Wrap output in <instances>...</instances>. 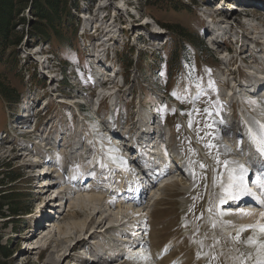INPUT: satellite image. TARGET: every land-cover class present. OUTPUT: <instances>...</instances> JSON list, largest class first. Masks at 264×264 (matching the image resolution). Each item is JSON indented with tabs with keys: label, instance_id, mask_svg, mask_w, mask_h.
<instances>
[{
	"label": "rangeland",
	"instance_id": "rangeland-1",
	"mask_svg": "<svg viewBox=\"0 0 264 264\" xmlns=\"http://www.w3.org/2000/svg\"><path fill=\"white\" fill-rule=\"evenodd\" d=\"M152 3L156 6H146L144 0L82 1L80 14L89 15V21L79 18L72 44L58 48L56 43L24 40L18 48L19 71L4 77L20 93V101L9 105L0 99V171L5 173L0 179L6 184L7 177L20 175L3 189L28 213L4 226L6 220H0V243L11 252L8 264H92L85 258L101 254L105 261L99 264H257L264 258L252 248L264 246V207L250 198L261 196L264 168L252 178L253 184H260L242 202L237 186L243 171L255 169V162L264 165L262 143L245 126L253 117L239 100L264 124V88L251 95L244 77L239 86L247 94L239 100L236 94L232 97L243 70L264 79L261 70L251 67L253 57L264 55L251 41L253 35L264 40V0ZM115 15L119 19L112 24ZM210 16L229 19L232 28L210 23ZM110 24L111 44L105 29ZM161 25L181 27L190 40ZM252 27L256 34L247 35ZM225 30L230 40L223 36ZM99 43L109 48L104 55L95 52L101 49L96 48ZM202 46L203 52L194 50ZM170 53L176 57L173 68L167 67ZM126 59H133L130 68L123 63ZM220 79L227 80L232 91ZM100 91L110 93L94 110ZM140 117L143 132L137 131ZM135 132L146 138L153 134L138 144L143 159L124 166L121 158L134 157L129 144ZM227 132L234 147L227 142ZM261 132L264 135V129ZM247 155L253 159L246 160ZM123 166L144 187L142 206L130 200L136 199L131 193L134 183H128ZM180 169L189 170L191 178L175 180L173 173ZM151 174L153 179L148 178ZM46 178L55 184L50 189ZM54 195L56 203L49 200ZM83 196L98 200L87 205L79 200ZM243 211L262 214V220L242 225ZM72 212L77 218L68 216ZM108 227L114 229L105 233ZM142 231L140 246L125 243L131 242L126 233L138 237ZM83 238L87 244H78Z\"/></svg>",
	"mask_w": 264,
	"mask_h": 264
},
{
	"label": "trees",
	"instance_id": "trees-1",
	"mask_svg": "<svg viewBox=\"0 0 264 264\" xmlns=\"http://www.w3.org/2000/svg\"><path fill=\"white\" fill-rule=\"evenodd\" d=\"M88 0H0V99L9 105H16L20 101V93L10 87L6 73L19 71V47L24 40H34L38 44L56 43L57 47L65 43L72 44L77 35V24L80 14V3ZM146 6H156L153 0H144ZM162 2V1H158ZM72 22H76V27ZM172 35L182 40H190V35L176 25H161ZM194 50L204 51V46ZM139 56L137 55V58ZM167 67H175L176 57L172 53L167 57ZM149 57L144 58L146 64ZM159 60V59H158ZM158 60H154V64ZM133 59L124 60L126 67L132 66ZM177 64V63H176ZM142 72L144 70L142 69ZM5 173L0 171V177ZM20 175H13L0 179V220L6 222L16 220L17 217L27 214L28 208L20 207L13 195L7 193L3 187L16 182ZM11 188V186H9ZM4 190V191H2ZM4 193V194H2ZM2 223V222H0ZM1 230V227H0ZM1 234V233H0ZM11 252L6 245L0 243V264H8Z\"/></svg>",
	"mask_w": 264,
	"mask_h": 264
},
{
	"label": "bare ground",
	"instance_id": "bare-ground-1",
	"mask_svg": "<svg viewBox=\"0 0 264 264\" xmlns=\"http://www.w3.org/2000/svg\"><path fill=\"white\" fill-rule=\"evenodd\" d=\"M99 8V7H98ZM233 8V7H232ZM231 8V10H233ZM101 10L103 9V8H100ZM237 10V9H236ZM87 17V16H89V15H81V17ZM211 18L213 17V16H210ZM88 18V17H87ZM105 17H103V19H104ZM119 19V16H116L115 15V17H114V21H112V24L114 23V22H116V20H118ZM210 23H212V24H214V25H216V26H224V25H227L228 26V28L229 29H231L232 28V26L230 25H228V24H230L231 23V21L229 20V19H224V20H220V19H217V18H212V19H209L208 20ZM96 23V22H95ZM112 24H110L108 27H105V29H106V34L108 35V37H106V38H108V39H106V42L107 43H109V44H111V41H112V39H114V34H112V32H111V29H112ZM232 24V23H231ZM243 25H245L244 23H243ZM95 27H97V25L95 26ZM100 27V26H99ZM127 28V27H126ZM93 29H95V31L97 30V28H93ZM247 29V28H246ZM99 30V29H98ZM121 30V29H120ZM87 31H89V30H84V34H86L87 35ZM255 29L252 27V29H250V32H249V29H247L246 30V33H247V35H252V34H256L255 32ZM91 31H89V34H88V37L89 38H93L94 37V35H91V33H90ZM208 32V31H207ZM209 32H215V30L214 29H211V31H209ZM230 32L229 31H223L222 32V34H223V36L224 37H226L227 38V40L229 39L230 40V38H232V37H230V36H228V34H229ZM105 34V35H106ZM258 34L260 35V33L258 32ZM230 35V34H229ZM250 36H247V39H249L250 40V38H249ZM94 39V38H93ZM212 42H214V39H212L211 40ZM251 41L257 46V47H259V50L264 54V40L262 39V37H260V36H256V35H253L252 36V38H251ZM215 42H217V39L215 40ZM238 42H239V40H235L233 43L234 44H238ZM232 43V42H231ZM241 43H243V40L241 41ZM107 46L106 45H104V43H99V45L98 46H96V48H101V49H99L100 51H95V52H99V53H103V55H104V50H105V48H106ZM109 49V48H108ZM97 50V49H96ZM244 53L246 52V47H244V49L242 50ZM242 52V53H243ZM241 54V53H240ZM96 56H98V55H96ZM262 59H259L257 56H255V57H253V60L251 61V67H252V65H254L255 67H256V69H259V70H261V72L264 74V55L261 57ZM102 62V60L100 59L99 60V62H97V65H100V63ZM241 62L242 63H244V64H247V67H250V62H248L246 59H243V60H241ZM227 68V67H226ZM239 70V69H238ZM226 73H228V75H232V72H231V69H229V68H227V70H226ZM103 74V73H102ZM251 78H254V77H252L251 76ZM220 81H221V83L223 84V86L224 87H226V88H228V89H231L230 88V86H231V84L227 81V80H223V79H220ZM253 81H255V82H253L250 86H247V87H249V89H251L252 90V92H251V95H258V94H260L261 92H262V90H263V88H264V79L263 78H261V79H258V80H253ZM111 84H113V83H111ZM257 87V89L258 90H254V87ZM231 91H232V89H231ZM256 91V92H255ZM245 92V94H247L246 93V90L244 91ZM248 92V91H247ZM110 93V91H108V92H105V91H100L98 94H97V98L96 99H98L99 100V98L100 97H102L101 99H100V101L101 100H103V101H106L105 99H104V97H106L108 94ZM255 93V94H254ZM234 94H235V92L232 94L233 96L232 97H234ZM263 98V97H262ZM233 98H231V100H232ZM230 100V105L232 104V101ZM242 104H243V106L245 107V109L247 110V112L253 117V118H250V119H247L246 120V124H247V127H248V129L251 131V134H252V136H253V138L254 139H256V140H260L261 141V143H262V147H263V150L261 151V153L263 154L264 153V139H262V136H264V135H262L261 133V130H262V128H261V125H262V122L260 121V119L258 118V117H256L255 115H253V113L251 112V110L249 109V107L243 102V100H241L240 101ZM46 106V105H45ZM21 117H24L23 116V114L21 115ZM247 117V116H246ZM245 117V118H246ZM256 117V121H257V124H255V122H254V118ZM245 120V119H244ZM138 122L140 123V127L138 128V132H143L144 130L142 129L144 126H143V118L142 117H140L139 119H138ZM227 125L229 124L228 122L226 123ZM128 134V133H127ZM139 134H141V133H139ZM147 135L149 134V132L148 133H146ZM151 134V136H152V134H153V132L152 133H150ZM231 133H229V132H227V134H226V136H227V139H228V144L229 145H231V146H234V139H232V137H231ZM151 136H149V139H150V137ZM251 136V137H252ZM146 138V137H145ZM144 138V139H145ZM117 140V139H116ZM119 141V140H118ZM118 141H114L115 143H118V144H120V142H118ZM130 141V140H129ZM141 141H143L142 139H139V137H138V139H132L131 138V141H130V144H129V147H130V149H132L133 148V146L135 145V144H139V142H141ZM120 146H126V144H124V143H121L120 144ZM126 150V149H125ZM237 150H238V148H237ZM239 154H242V153H240L239 151H237ZM249 152V151H248ZM252 153V152H251ZM253 156V155H252ZM250 157V155L248 156L247 155V157H249V159L250 160H252L253 159V157ZM246 157V158H247ZM128 159V158H127ZM248 159V158H247ZM249 160V161H250ZM255 160H259V158H257V157H255ZM121 161L123 162V164H124V166L125 165H129V162L128 161H126V159L125 158H121ZM122 167V169H121V172L122 173H124V174H127V175H124L125 177H126V179L128 180V183H130V182H132V183H134V191L133 192H131V193H134V194H136V199L135 198H133V197H131L130 198V200H133L134 201V203H135V206H142V204H144V194H145V192H144V187L143 186H141V183L140 182H138V180H136V177L135 176H132V175H130L129 173H132V174H134L132 171H130V172H128L125 168L126 167ZM238 166V168H239V170H241L242 169V167H241V165H237ZM264 168V165L263 164H259V165H257L256 167H255V169L254 168H252V166L249 168V170L251 171L250 172V177H251V180H252V178H256L255 176L257 175V174H259L260 175V173H261V171H262V169ZM243 172H246V171H243ZM139 174H141L140 172H139ZM263 176L261 177L262 179H260L261 181H263L264 180V174H262ZM155 175L154 174H151V175H149L148 176V178L149 179H153V177H154ZM78 177H79V180L77 181L78 183L80 182V181H82V179H81V177H82V175H78ZM147 177V176H146ZM258 177V176H257ZM182 178L180 177V180H181ZM244 179H247V177H244ZM45 181V184H48V188L50 189V187H52L53 185H55L54 184V182H52V181H49V179H45L44 180ZM148 181V180H147ZM247 181H249V179H247ZM259 181V180H258ZM257 182V181H256ZM258 183V182H257ZM256 183V184H257ZM45 184H43V185H45ZM52 184V185H51ZM258 184H260V182L258 183ZM264 184V183H263ZM262 185V184H261ZM260 185V186H261ZM132 186V185H131ZM237 186H238V188H239V191H241L240 192V195H239V201L240 202H242V201H244L246 198H247V195L249 194L248 192L249 191H247V190H244L243 188L245 187L244 185H243V183L242 182H240V183H237ZM44 187V186H43ZM264 185H262V187H260V190H261V194H264V192L262 191L264 188ZM242 188V189H241ZM139 189H141V190H139ZM250 189H252V187H249V190ZM83 195V194H82ZM262 196V195H261ZM79 198V197H78ZM97 198V197H96ZM95 197H92V196H86V197H80L79 198V200L81 201L82 200V202L83 203H85L86 201L87 202H89V204H87V205H90V203L92 202V200H98V199H96ZM250 198H252L253 200H254V203H258L257 202V197H250ZM261 198V197H260ZM101 199V198H100ZM129 198H127V199H125V201H127ZM51 201V200H50ZM49 201V202H50ZM56 201H57V198L55 199V203H56ZM85 201V202H84ZM103 201V200H102ZM97 202V201H96ZM111 202V201H110ZM260 203H262V202H260ZM79 204V203H78ZM241 205V204H240ZM80 206V205H79ZM83 206H85V205H82L81 207H83ZM239 206V205H238ZM87 207V206H86ZM84 209H87V208H85L84 207ZM47 211V210H46ZM51 211V210H50ZM70 211V210H69ZM139 211V210H138ZM49 211H47V213H48ZM83 212V211H82ZM122 213V212H121ZM133 213H135V212H133ZM242 215H239V222L240 223H242V225L243 224H247V223H250V224H252V222H253V220L255 221L256 219L258 220V221H261L262 220V214H258V215H255V214H253V213H247L246 211L244 212H240ZM124 215V214H123ZM69 217H72V219L73 218H77V216H78V213H76V212H72V213H70L69 215H68ZM89 217H90V215H87V214H85V219H89ZM256 217V218H255ZM126 218V215H125V217H124V219ZM141 218V217H140ZM69 219V218H68ZM122 220V219H121ZM136 220L138 221V219L136 218ZM136 220H134V221H136ZM73 222V221H72ZM77 222V221H76ZM86 223V222H85ZM121 223V222H120ZM255 223V222H254ZM78 225V224H77ZM123 226H124V223L122 224ZM121 224H120V226H122ZM248 225V224H247ZM81 226V225H80ZM77 226H75V228H76ZM60 228V227H59ZM112 228L113 227H108V228H106V230L104 231L105 233H107V231H109V230H112ZM242 228V227H241ZM78 230H79V228H77ZM114 229V228H113ZM139 229H141V228H139ZM76 232V231H75ZM130 232V231H129ZM142 233H143V231L140 233V235H137L138 237H135V239H138L139 241H140V243L142 242ZM90 234V236L91 235H94V233H92V232H90L89 233ZM88 234V235H89ZM88 235H85V237H87ZM133 235H134V233H133ZM132 235V236H133ZM250 238L251 239H254V240H256L255 239V236H254V234H253V232H251V234H250ZM89 239H90V237H89ZM89 239H88V242H89ZM259 240V239H258ZM260 240H262L261 238H260ZM125 241V240H124ZM132 241L134 242L135 240L134 239H132ZM78 243V242H77ZM83 244V245H86L87 244V240L85 239V238H83V239H81V240H79V243L78 244ZM93 243V242H92ZM124 243V242H123ZM94 244V243H93ZM263 244V243H262ZM261 243H259V245H253L252 244V248L255 250V253H257L258 254V256L260 255L259 253H262L263 255H264V246L262 245ZM139 246H140V244H139ZM74 247H75V245L72 247L73 249H74ZM94 248V247H93ZM93 248H91V249H93ZM264 257V256H263ZM262 257V258H263ZM261 258V257H260ZM88 259H95V258H93L92 257V255L90 256V258H88ZM81 260V259H80ZM88 261V260H87ZM101 261L102 262H104L105 260H104V258H103V255L101 254V256H99V257H97L96 259H95V261H94V263H92V264H99V263H101ZM256 263L257 264H264V258L263 259H257L256 260Z\"/></svg>",
	"mask_w": 264,
	"mask_h": 264
},
{
	"label": "snow or ice",
	"instance_id": "snow-or-ice-1",
	"mask_svg": "<svg viewBox=\"0 0 264 264\" xmlns=\"http://www.w3.org/2000/svg\"><path fill=\"white\" fill-rule=\"evenodd\" d=\"M251 103H255L252 101ZM206 111V110H205ZM210 126V125H209ZM261 128L264 129V124L261 125ZM262 139H264V136H262ZM203 167V165H201ZM262 232H264V228L261 229Z\"/></svg>",
	"mask_w": 264,
	"mask_h": 264
}]
</instances>
